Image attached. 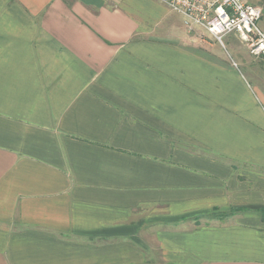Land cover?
<instances>
[{"label":"crops","instance_id":"1","mask_svg":"<svg viewBox=\"0 0 264 264\" xmlns=\"http://www.w3.org/2000/svg\"><path fill=\"white\" fill-rule=\"evenodd\" d=\"M185 20L0 0V264H264V55Z\"/></svg>","mask_w":264,"mask_h":264},{"label":"built area","instance_id":"2","mask_svg":"<svg viewBox=\"0 0 264 264\" xmlns=\"http://www.w3.org/2000/svg\"><path fill=\"white\" fill-rule=\"evenodd\" d=\"M182 14L188 30L204 28L224 44L234 34L254 55H264V29L260 25L262 8L246 0H159Z\"/></svg>","mask_w":264,"mask_h":264},{"label":"rangeland","instance_id":"3","mask_svg":"<svg viewBox=\"0 0 264 264\" xmlns=\"http://www.w3.org/2000/svg\"><path fill=\"white\" fill-rule=\"evenodd\" d=\"M193 32H197V36L200 37L202 40H208L211 43H219L223 49L227 52L228 57H232L235 59L236 52L241 51V50H248V47L246 43H244L242 40H240L238 37H236L234 34H229L224 37V44L216 41L213 37L209 35L207 30L204 28L198 27L197 29L193 30ZM213 216L221 215L223 211L219 208L215 209L212 211ZM221 217V216H220ZM224 217V216H222Z\"/></svg>","mask_w":264,"mask_h":264},{"label":"trees","instance_id":"4","mask_svg":"<svg viewBox=\"0 0 264 264\" xmlns=\"http://www.w3.org/2000/svg\"><path fill=\"white\" fill-rule=\"evenodd\" d=\"M243 208H232L230 211H228V212H223L222 213V216H224V217H227V216H229L230 214H232V213H234V212H236V211H238V210H242ZM261 212H262V214H263V219H264V209H262L261 210Z\"/></svg>","mask_w":264,"mask_h":264}]
</instances>
